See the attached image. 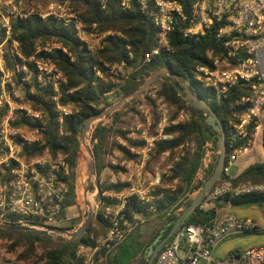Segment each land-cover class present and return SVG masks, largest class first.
<instances>
[{"label":"trees","instance_id":"obj_1","mask_svg":"<svg viewBox=\"0 0 264 264\" xmlns=\"http://www.w3.org/2000/svg\"><path fill=\"white\" fill-rule=\"evenodd\" d=\"M100 1H81L80 18L82 22L88 26L96 24L100 31L120 32L126 39L121 37L109 38L103 50L98 53H90L80 42L72 26H64L51 17L42 18L33 14L11 20V40L8 41L7 46L16 41L25 62L18 57H13L9 50L4 56L6 70L12 73V78L17 86L24 87L26 99L32 103L35 109L44 111L46 114V133L44 136L46 146L43 149L35 147L28 154L32 157L40 156L43 150L48 148L54 157L61 155L69 164V175L63 178L67 186V193L62 204L63 216L66 210L78 205V183L83 170L82 165L79 167V156L82 147L81 138L87 121L93 115L102 113L113 106L115 101H120L137 92L151 74L159 69L171 67L174 74L179 77L180 83L189 85L201 100L210 105L223 123L227 145L225 166H228L231 157L242 150L248 141L254 140L256 135V126L254 125L249 127L245 137H236L233 129L237 117L242 115L246 109L245 106L237 103L243 96L249 95L247 86L238 84L226 96H218L215 90L204 86L195 79L196 66L207 63L209 52L219 51L221 43L217 42L213 32L198 40L184 38L182 33L176 30L170 36L172 51L162 50L159 55L152 57L146 63V54H150L158 47L159 34L148 12L140 9L136 4L129 10H122L118 0H108L106 9L102 10ZM52 39L67 52L63 50H55L53 53L37 52L40 46H44ZM5 41L6 31L0 25V46ZM33 57L54 64L67 79V84L62 85L61 101L63 104H70L73 107V113L65 118L62 130L58 113L52 103L54 89L51 84L39 86L37 82L38 70L36 65L29 61ZM24 64L29 67V74L32 75L29 83L22 81L25 73L17 71V66ZM115 65H124L127 74L108 73L107 66ZM96 68L103 71L104 79L96 76ZM160 79H164V81L157 90V98H163L177 108L175 118L181 110L189 111L191 117L184 123L167 128L165 133L173 135V140L157 142L151 157H159L168 151L174 153L176 149L187 142L194 141L196 148L194 151H186L184 156L174 164L168 177L164 176V184H170L173 188H158L155 192L158 198L149 202H142L138 194H131L126 197L124 208L118 214V220L121 227L128 223L134 227V230L121 245L108 254L106 264H133L136 260H139L138 264H140L144 252L153 244L160 232L168 224L173 226L192 201L184 205L181 213L170 217L168 214L172 210L180 208L182 201L189 193L202 188V185L196 182V173L202 158L203 145L207 140H213L217 146L220 136V132H215L206 123L209 116L208 111L192 108L185 100L182 88L176 86V82L170 76H164ZM160 79L151 86H154ZM1 84L2 74L0 73V94ZM111 96L116 100L113 101ZM143 96L146 98L147 104L152 105L154 103L150 96V90H147ZM139 100L133 99L132 101L139 102ZM131 111L135 115L137 114L136 107H132ZM122 117L121 110H118L108 116V118H113L112 125L107 126L100 122L92 131L91 142L93 147L91 150L94 155L96 177L100 183L98 193L100 206L88 233L82 238L75 239L59 236L55 238V236L39 230L11 232L0 229V239L12 242L9 249L11 251L21 250L18 256L20 262L25 264H85V259L78 254L79 249L81 247L94 248L99 239L106 237L107 230L111 225L109 218H113L115 214L112 212V215L108 216L107 211L108 209L114 211L121 204V201L115 196L132 189L131 183L111 182V176L129 175V169L123 164L137 161L139 156L136 151L147 145L145 140L132 137V131L123 130L119 126V124H125ZM154 122L156 125V116ZM88 146L90 149V143ZM111 150L121 155L122 161L120 163L114 164L107 161V156ZM84 154L85 149L83 148V157ZM106 171L111 176L103 179ZM229 179L223 175L214 187ZM231 182L234 186L248 182L264 186V162L250 166L241 175L233 178ZM224 203L234 206L254 204L262 206L264 194L252 193L239 197L225 196ZM223 206L219 203L207 209H201L198 206L184 221L183 225L208 224ZM140 216L145 220V224H141L140 220L137 219ZM7 221L12 224H19V220L16 218H9ZM156 222L161 223L162 227L156 231H151L150 226ZM32 223L40 224L37 221ZM79 225L80 222L73 220L65 223L59 229L72 231ZM172 226L165 232L164 237L169 233ZM174 237L175 235L167 245ZM102 253L105 255L106 250H103Z\"/></svg>","mask_w":264,"mask_h":264},{"label":"built area","instance_id":"obj_2","mask_svg":"<svg viewBox=\"0 0 264 264\" xmlns=\"http://www.w3.org/2000/svg\"><path fill=\"white\" fill-rule=\"evenodd\" d=\"M82 0H0V12L7 11L9 15L0 14V25L6 31V41L0 46V73L2 74L0 94V223L12 224L9 218L18 219V223L29 226L33 221L40 224L36 230L53 234L51 228H60L67 219V212L63 216L62 204L67 193L66 183L63 181L69 175V164L59 155L54 157L48 148L42 155L32 157L35 147L43 149L46 146V114L37 110L26 99L24 87L17 86L12 73L6 70L5 53L9 50L13 57L25 62L19 49V44L11 40V20L29 15H39L42 18H54L64 26H72L80 42L90 53L103 50L109 38H125L120 32L100 31L96 24L85 25L80 18ZM108 0H101L102 10L106 9ZM122 10H129L134 4L148 12L154 26L158 29V47L150 54H146L145 62L160 54L162 50L171 52L170 36L176 30L184 38L201 39L213 32L217 42H220L219 51L209 52L207 63L197 65L195 79L204 86L216 91L218 96L227 93L238 84L247 86L249 95L243 96L237 103L246 107L242 115L237 117L233 124L236 137H245L251 125L256 126V133L264 126V0H118ZM126 39V38H125ZM55 50L65 49L54 39L40 46L38 53H53ZM38 70L37 82L40 87L51 84L54 89L52 103L62 125L66 117L73 113L70 104H63L62 85L67 84L63 73L54 65L42 59L29 60ZM108 73L123 74L124 65L107 66ZM17 71L25 73L23 82L29 83L32 75L27 65L17 66ZM95 74L104 79L103 71L96 68ZM33 93V91H31ZM156 93L150 92L151 97ZM157 124L154 117L144 112L146 126L138 125L132 137L137 138V132H142V138L147 142L146 147L137 150L138 161L141 166L153 153L155 144L160 141L170 142L174 136L166 134L165 130L172 125L188 121L191 113L181 110L178 116L174 115L177 108L163 98H154ZM155 134L148 138L149 130ZM254 140L236 152L230 159L228 166H224L223 175L229 180L216 185L205 196L199 205L207 209L216 203L225 206V196L239 197L252 193L264 194V186L242 183L232 185L230 175L231 166L243 155L250 151ZM196 143L187 142L174 153L168 151L163 158L175 154L172 162L161 173L157 172L149 178V189L141 194L132 187L129 195L138 194L142 202H149L158 198L155 192L158 188H173L164 184V176L168 177L170 170L185 152L194 151ZM221 149L213 140H207L202 148V158L196 173V182L202 185L213 172ZM222 175V176H223ZM124 180V178H122ZM124 183V181H122ZM130 177L127 183H132ZM118 181L114 180L113 183ZM201 188V189H202ZM189 193L182 201V206L172 210L168 217L181 213L184 205L192 201L199 191ZM128 195V196H129ZM118 199L121 204L113 211L114 217L109 218L111 225L106 237L97 241L94 248L79 249V256L85 259V264H106L107 256L116 247L121 245L134 230V227L125 223L120 226L119 212L124 208L126 197ZM154 211V209H153ZM108 216L112 215L108 209ZM141 224H145L142 217H137ZM256 229L250 219H243L226 210H220L216 217L205 225H181L174 234V239L160 251L154 264H264V247L236 249L230 251L222 259H214L215 249L234 235ZM106 250L105 255L102 253Z\"/></svg>","mask_w":264,"mask_h":264},{"label":"rangeland","instance_id":"obj_3","mask_svg":"<svg viewBox=\"0 0 264 264\" xmlns=\"http://www.w3.org/2000/svg\"><path fill=\"white\" fill-rule=\"evenodd\" d=\"M37 1L42 3V0H37ZM0 14L3 15L4 17H7L9 15V12L1 11ZM123 71L124 72L122 75H126L127 74L126 71L125 70H123ZM163 81H164V79H160L158 82H156V84H154V86L149 87L148 90H150V92L156 93L154 98H157V90L160 88ZM110 98L113 101L116 100L115 98H113V96H111ZM151 98L153 99V102H154L152 105H150L149 103L147 104L146 98L143 95L138 98V99H140L139 102H134V101H132L133 99H128L125 102V104L119 109V110H121L122 115H123L122 121L125 123L124 125L119 124V126L122 127L123 130H130L132 132L136 131V127L138 125H142L143 127H144V125L146 126V124H145L146 123V117L144 115V112L148 113V115H150V117L155 118V116H156L155 101H154L153 97H151ZM117 102H119V101L118 100L115 101L114 104H116ZM132 107H136V113H137L136 115L134 114V112L132 113V111H131ZM100 122L104 125L110 126L113 123V118L106 117V118L94 123L91 131L89 132L88 141H87L88 145L90 143V149H92V147H93L92 146L93 144L91 142V135H92L93 128ZM154 134H155V132L153 129L149 130L148 138H152V136H154ZM137 137L142 138V132H137ZM81 143H83L82 138H81ZM83 148L84 147L82 145L81 153L79 156V167H80V165L83 166V163L85 161L90 163V160L87 158L86 153L84 154V157L82 155ZM82 157H83V160H82ZM174 157H175V154H171L170 157H168V158H163L162 155L159 157L149 156V159L144 163L143 166H141L142 164H141V162L138 161V159L135 162L124 163L123 165L129 169V174L133 176V181L131 183L132 187H134L136 190L146 191L144 188H142L143 183L142 182L139 183L138 180H136L137 173L140 172L142 174V177L146 180L145 185L148 186L150 183V180H149V178H151L150 176L154 175L157 172L162 174V172L172 162ZM121 159H122L121 155L114 150H111L109 155L107 156V161L110 163H114V164L120 163L122 161ZM257 161H260V160H257ZM90 166H91V164H90ZM81 176H82V174H81ZM108 176H111V174L106 171L104 173L103 179H106V177H108ZM124 177H125V175H119V176L112 175L111 180H113V181L117 180L118 182H121L122 178H124ZM77 178H78V172H77ZM124 180H125L124 182H128L126 179H124ZM96 181H97V177H96ZM78 188H79L78 203H77L78 205H77V207H73V208L66 210L67 219L61 224V227L65 223H69L73 220L80 222V225L78 227H76L74 230L67 231V232H75L85 222L87 215H88V212H89L88 206H86L87 200L90 201L96 197L95 206L93 209L94 219L96 218V215H97V212H98V209L100 206L99 201H98V193L99 192H98V188H97L96 184L93 185V182L90 181L88 186L83 185L81 183V177H80L79 183H78ZM126 193H128V192H126ZM79 195H80V199H79ZM115 211H117V209H115ZM111 212H112V210H111ZM161 227H162V224L159 222H156L152 226H150V230L156 231ZM151 231H149V232H151ZM53 236H55V238L57 236L62 237V238H70L67 235H61V234L53 235ZM250 238H251V236H249V235H243V236L236 238L234 241H232V243L237 248L238 247H245L248 245V242L251 240ZM11 244H12V242L9 240L0 239V264H25V263L20 262L19 258H18L21 250L11 251L9 249ZM138 262H139V260H136V261H134L133 264H138Z\"/></svg>","mask_w":264,"mask_h":264},{"label":"water","instance_id":"obj_4","mask_svg":"<svg viewBox=\"0 0 264 264\" xmlns=\"http://www.w3.org/2000/svg\"><path fill=\"white\" fill-rule=\"evenodd\" d=\"M164 76H170L175 82L176 86L182 88L183 93L185 94V100L189 103V105L192 108H195L197 110H206L209 113L208 119L206 121L207 125L212 127L215 132H220V136L218 137L217 145L221 149V154L219 156V160L217 162L216 168L214 169L213 174L210 176V178L206 181L203 188L199 191L198 195L192 200L191 205L185 209L182 214L178 217L176 222L173 224H168L159 234V236L155 239L152 245L148 247V249L144 252L143 257L140 261V264H154V261L158 255V253L162 250V248L170 241V239L174 236L176 231L183 225L184 221L189 217V215L203 202L205 199V196L211 191V189L214 187V185L218 182V180L221 179L223 175V169L226 163V156H227V145H226V139H225V128L223 123L220 121L218 116L215 114V112L212 110L210 105L206 103L205 101L201 100L191 89L189 85L180 83L179 77H177L171 67H166L159 69L151 74V76L145 81L144 85L135 93L121 99L119 102L108 108L102 113L93 115L89 118L87 121L82 139L85 140L87 138L88 132L91 131L94 123L97 121H100L110 115H112L114 112L118 111L128 99H138L141 97L144 92H146L149 87L159 78ZM89 155L92 158L91 163V174L92 176H96V168H95V162H94V155L91 149L88 150ZM98 192H99V181L96 182ZM94 220V211L93 209L88 212L87 218L85 222L75 231V232H67L63 231L59 228H51L50 231L55 234H61V235H67L70 238L79 239L82 238L85 234L88 233V230L90 226L92 225ZM171 230L169 233L164 237L165 232L170 228ZM38 228V225L36 224H30L29 226H23L21 224H1L0 223V229L5 231H32L36 230ZM45 234H48V232H44Z\"/></svg>","mask_w":264,"mask_h":264},{"label":"crops","instance_id":"obj_5","mask_svg":"<svg viewBox=\"0 0 264 264\" xmlns=\"http://www.w3.org/2000/svg\"><path fill=\"white\" fill-rule=\"evenodd\" d=\"M263 142H264V126L260 128L259 131L256 133L254 137L253 146L250 149V151L243 155H240L238 159L234 162V164L231 166L230 175L232 178L238 177L250 166L257 164V163L264 162ZM257 160H260V161H257ZM130 177H132V180H133V176L130 174L125 175L124 179L129 181ZM136 180H138L139 183L142 182L143 183L142 188L148 191L149 186L145 185L146 180L142 177V174L140 172L137 173ZM122 181H125V180H122ZM111 182H113V180H111ZM133 189L139 194L145 192L144 190H136L135 188ZM129 191L128 193L119 194L116 196L114 195V196L117 198L127 197L130 194ZM223 209L229 213L237 215L240 218L252 220L256 229L246 231L239 235H234L230 239L220 244L215 249L214 254H213V257L215 260L224 258L230 251H233L236 249L264 247V204L262 206H258L256 204L243 205V206H234L231 204H225V206L222 207V210ZM243 235L251 236L250 238L251 240L248 242V245L245 247H238V248L235 247L232 241H234L236 238L243 236Z\"/></svg>","mask_w":264,"mask_h":264},{"label":"bare ground","instance_id":"obj_6","mask_svg":"<svg viewBox=\"0 0 264 264\" xmlns=\"http://www.w3.org/2000/svg\"><path fill=\"white\" fill-rule=\"evenodd\" d=\"M88 135H89V132H88V134H87V138L85 139V140H83V143H82V145H83V147H84V149H85V153H86V155H87V158L90 160V163H88V162H84L83 163V170H82V176H81V183L83 184V185H86V186H88L89 185V183H90V181H92L93 182V185L94 184H96V176H92V174H91V168H92V166H90V164L92 163V158H91V156L89 155V153H88V150H89V146H88V144H87V141H88ZM97 186V185H96ZM97 190V189H96ZM95 200H96V197L95 198H93L92 200H87L86 201V206H88V210L90 211V210H92V209H94V206H95ZM97 204V203H96Z\"/></svg>","mask_w":264,"mask_h":264}]
</instances>
